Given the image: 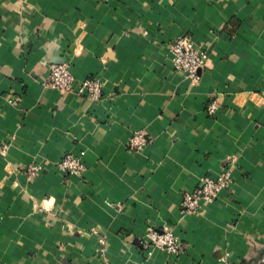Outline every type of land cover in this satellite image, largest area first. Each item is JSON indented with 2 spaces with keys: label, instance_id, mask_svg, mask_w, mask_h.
Instances as JSON below:
<instances>
[{
  "label": "crops",
  "instance_id": "crops-1",
  "mask_svg": "<svg viewBox=\"0 0 264 264\" xmlns=\"http://www.w3.org/2000/svg\"><path fill=\"white\" fill-rule=\"evenodd\" d=\"M180 35L207 53L197 82L171 65ZM62 62L100 77L102 97L46 85ZM138 129L147 144L130 150ZM66 152L81 175L58 169ZM224 169L214 201L181 210ZM149 227L183 251L145 246ZM263 252L264 0H0V264H260Z\"/></svg>",
  "mask_w": 264,
  "mask_h": 264
},
{
  "label": "built area",
  "instance_id": "built-area-1",
  "mask_svg": "<svg viewBox=\"0 0 264 264\" xmlns=\"http://www.w3.org/2000/svg\"><path fill=\"white\" fill-rule=\"evenodd\" d=\"M207 59L206 51L197 46L191 38L180 35L170 45V62L172 67L183 72L191 81L199 80V69ZM46 85L56 88L62 93H71L75 96H85L97 100L102 97L103 80L100 77H87L76 80L66 63H50L47 67V76L44 80ZM218 106L215 100L206 104V112L214 114ZM147 144L146 132L142 129L132 131L126 140V147L130 150H139ZM58 169L72 174L81 175L84 172L85 164L80 154L66 152L57 163ZM39 166L29 164L26 171L33 176ZM230 183V171L224 169L217 177H201L196 187L191 191H185L180 201L181 210L184 212H195L204 203L214 201L220 191L227 188ZM145 246H153L162 249L172 255H179L183 251V245L179 237L169 228L162 230L149 227L144 239ZM106 252V241L100 239L98 254L104 256ZM220 264H234L228 258L221 257ZM264 264V252L259 260ZM104 264H112L105 261Z\"/></svg>",
  "mask_w": 264,
  "mask_h": 264
},
{
  "label": "water",
  "instance_id": "water-1",
  "mask_svg": "<svg viewBox=\"0 0 264 264\" xmlns=\"http://www.w3.org/2000/svg\"><path fill=\"white\" fill-rule=\"evenodd\" d=\"M63 62H64V61H63ZM63 62H62V63H63Z\"/></svg>",
  "mask_w": 264,
  "mask_h": 264
}]
</instances>
